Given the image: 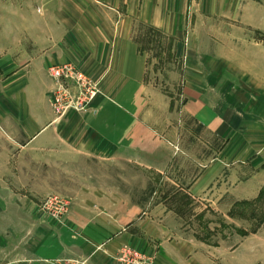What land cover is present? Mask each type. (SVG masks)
<instances>
[{
	"label": "crops",
	"instance_id": "obj_1",
	"mask_svg": "<svg viewBox=\"0 0 264 264\" xmlns=\"http://www.w3.org/2000/svg\"><path fill=\"white\" fill-rule=\"evenodd\" d=\"M144 28L172 42L175 96L148 79ZM60 65L97 85L88 111L55 114ZM88 156L174 188L136 197L111 181L60 219L40 209L56 162ZM263 196L264 0H0V264H264V224L230 212ZM210 215L249 235L196 239Z\"/></svg>",
	"mask_w": 264,
	"mask_h": 264
},
{
	"label": "rangeland",
	"instance_id": "obj_2",
	"mask_svg": "<svg viewBox=\"0 0 264 264\" xmlns=\"http://www.w3.org/2000/svg\"><path fill=\"white\" fill-rule=\"evenodd\" d=\"M140 35L142 37V46L148 54L150 71L148 72V79L158 90L167 96H175L177 94L176 77L179 71V60L173 56L172 42L152 29L144 28ZM89 81L91 80L89 79ZM71 90L74 89L71 88ZM51 103L55 114L58 116H63L70 112L84 113L91 106L90 103V106L85 111H79L74 108L75 104L73 103L68 109L63 108L64 110L57 112L53 107L52 100ZM114 164L111 169L110 162L107 163L106 161L89 156L71 164L56 162L55 170L49 172L52 175L49 179L50 183L47 184L44 181L38 187L39 193L43 194L44 197L39 202L40 209L53 216L42 208L46 199L50 197L62 199L66 202V209L68 210L72 196H84L94 193L95 190L110 189L111 181L115 183L116 188L118 187L120 194L130 193L136 197H147L153 193L158 194L162 190L171 192L174 188L165 186L164 183L166 182L160 178L158 173L143 170L137 164H131L123 160L116 161ZM256 205L259 208L253 209V206L250 207L249 204L237 203L230 211L232 216H234L232 217L233 220L248 229V231L260 228L264 224V196L262 197V201L256 203ZM63 215L53 217L60 219ZM224 220L221 216L217 215H210L208 218L196 220L193 227L195 230L193 236L196 239L210 240L213 243L230 236L231 244H234L239 238L249 235L248 232L244 231V233H239L233 223L228 226L232 234L229 235L226 229L224 233L222 228ZM134 257L132 255L133 259Z\"/></svg>",
	"mask_w": 264,
	"mask_h": 264
},
{
	"label": "built area",
	"instance_id": "obj_3",
	"mask_svg": "<svg viewBox=\"0 0 264 264\" xmlns=\"http://www.w3.org/2000/svg\"><path fill=\"white\" fill-rule=\"evenodd\" d=\"M48 75L53 81L52 101L53 107L59 110L68 109L73 103L74 108L85 111L90 103L99 94L97 85L91 83L82 73L75 70L72 65L52 66L48 69ZM73 88L74 90H71ZM64 108V109H63ZM67 204L57 197L46 199L42 208L55 217H60L66 212ZM125 261H132L125 258ZM56 264H90L88 258L73 257L63 258Z\"/></svg>",
	"mask_w": 264,
	"mask_h": 264
}]
</instances>
